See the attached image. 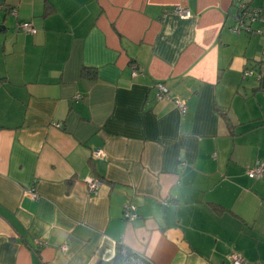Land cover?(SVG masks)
Wrapping results in <instances>:
<instances>
[{
  "label": "crops",
  "instance_id": "crops-1",
  "mask_svg": "<svg viewBox=\"0 0 264 264\" xmlns=\"http://www.w3.org/2000/svg\"><path fill=\"white\" fill-rule=\"evenodd\" d=\"M262 161L264 0H0V264H264Z\"/></svg>",
  "mask_w": 264,
  "mask_h": 264
},
{
  "label": "built area",
  "instance_id": "built-area-1",
  "mask_svg": "<svg viewBox=\"0 0 264 264\" xmlns=\"http://www.w3.org/2000/svg\"><path fill=\"white\" fill-rule=\"evenodd\" d=\"M175 12L182 18H188L190 16L188 10L183 7H176ZM13 16H16V12H11ZM262 22V18L260 15L259 9H249L243 7L239 16L236 18V27L233 29L234 32H238V30H244L248 33H255L257 35H262L263 31L261 29L253 30L251 25L253 23ZM16 32H23V33H30L35 34L36 30L32 26L30 22H16L14 27ZM136 75V71L132 72V76ZM255 75V78H258V74H255L251 69L247 68L243 72V77L247 78L250 76ZM156 94L155 99L160 101L169 98V90L163 83H156L155 84ZM174 104L176 108L179 110L181 114H184L187 111V105L184 101L175 100ZM58 125V124H56ZM102 156L101 151L93 152L92 157L100 159ZM247 176L252 180H258L264 176V161L259 162L256 167L253 169H249L246 171ZM84 184L86 185L87 191L89 194L96 195L97 191L101 185L99 179L86 177L84 179ZM138 217L137 207L132 204H126L123 207V218L126 221H133ZM36 244L42 246L44 243L37 241ZM63 250L67 249L66 244L62 247ZM123 256H125L124 264H151L150 262L133 256L126 254V249L123 248L122 251ZM229 264H245V260L242 256L236 253H232L229 256Z\"/></svg>",
  "mask_w": 264,
  "mask_h": 264
},
{
  "label": "trees",
  "instance_id": "trees-1",
  "mask_svg": "<svg viewBox=\"0 0 264 264\" xmlns=\"http://www.w3.org/2000/svg\"><path fill=\"white\" fill-rule=\"evenodd\" d=\"M52 11H53V9L51 8V6L49 4H47L45 6L44 14L46 15ZM88 72H89V69H87V68L83 69L82 70L83 76L88 75ZM122 251H123V248L121 246H119V247H117V251H116V254H115L113 259H111L109 261H99L96 264H124L125 256H123ZM126 254H128L127 256L131 255L128 250H126Z\"/></svg>",
  "mask_w": 264,
  "mask_h": 264
},
{
  "label": "rangeland",
  "instance_id": "rangeland-1",
  "mask_svg": "<svg viewBox=\"0 0 264 264\" xmlns=\"http://www.w3.org/2000/svg\"><path fill=\"white\" fill-rule=\"evenodd\" d=\"M250 77H255V75H253V76H250ZM249 78V77H248Z\"/></svg>",
  "mask_w": 264,
  "mask_h": 264
}]
</instances>
